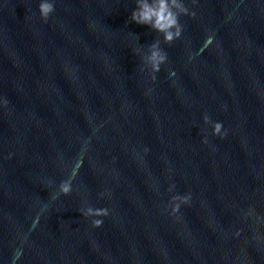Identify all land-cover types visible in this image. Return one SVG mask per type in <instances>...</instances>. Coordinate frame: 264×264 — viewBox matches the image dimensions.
Listing matches in <instances>:
<instances>
[{
  "label": "clouds",
  "instance_id": "1",
  "mask_svg": "<svg viewBox=\"0 0 264 264\" xmlns=\"http://www.w3.org/2000/svg\"><path fill=\"white\" fill-rule=\"evenodd\" d=\"M196 0H192L195 3ZM136 7L132 11L130 16V21L135 22L138 25L149 26L153 31L159 33L163 37V43L167 45H172V43L180 39L183 31L184 25L180 22L181 16L195 17L196 13L191 11L184 0H135ZM38 11L41 19L47 22L51 14L55 11V0H40L38 4ZM161 40L156 38L151 44L147 46V51L142 52L140 49H135V53L140 55L142 66L140 71H148L152 81L157 79L156 74L161 71V65L168 62V54L161 47ZM171 76H175L176 73L172 71ZM151 91V89L149 90ZM7 101H5V104ZM204 123L211 125L212 135L219 136L223 139L227 132L223 130V124L221 122H213L211 118L205 114L203 117ZM203 143L207 144L208 140L205 137ZM147 151V149H145ZM77 175L71 172L70 176L61 181L58 188V192L52 194V199L55 200L59 195H69L72 192V182ZM175 185L169 187V191ZM101 197L104 195H110L109 193H100ZM191 202V194L173 195L165 210L170 208L171 214L176 215L181 208V205H188ZM80 214L85 218H94L91 223L95 228H99L103 224V220L99 217H106L109 215V209L107 208H93L87 206H82L78 209Z\"/></svg>",
  "mask_w": 264,
  "mask_h": 264
}]
</instances>
